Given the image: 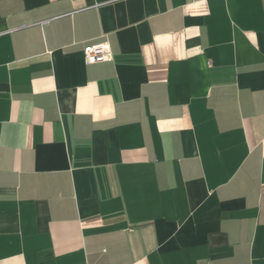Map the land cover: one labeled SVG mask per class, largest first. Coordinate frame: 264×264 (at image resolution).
Returning a JSON list of instances; mask_svg holds the SVG:
<instances>
[{
  "label": "crops",
  "instance_id": "obj_1",
  "mask_svg": "<svg viewBox=\"0 0 264 264\" xmlns=\"http://www.w3.org/2000/svg\"><path fill=\"white\" fill-rule=\"evenodd\" d=\"M0 264H264V0H0Z\"/></svg>",
  "mask_w": 264,
  "mask_h": 264
},
{
  "label": "built area",
  "instance_id": "obj_2",
  "mask_svg": "<svg viewBox=\"0 0 264 264\" xmlns=\"http://www.w3.org/2000/svg\"><path fill=\"white\" fill-rule=\"evenodd\" d=\"M99 2H93L87 7H96L100 5ZM84 61L86 64L100 63L108 59L110 55V48L107 42L100 41L95 43H88L83 47Z\"/></svg>",
  "mask_w": 264,
  "mask_h": 264
}]
</instances>
